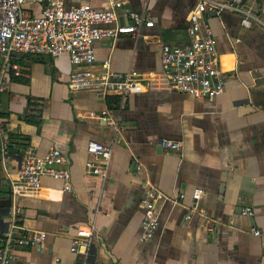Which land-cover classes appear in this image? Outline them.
<instances>
[{
  "label": "crops",
  "instance_id": "crops-1",
  "mask_svg": "<svg viewBox=\"0 0 264 264\" xmlns=\"http://www.w3.org/2000/svg\"><path fill=\"white\" fill-rule=\"evenodd\" d=\"M111 1L65 3L103 9ZM195 2L125 0L116 10L115 24L129 21V12H144L153 21L139 37L122 34L94 43L97 62L108 59L115 71L134 69L150 77L145 91L116 105L69 88L74 67L66 54H14L18 75L10 68L0 87V196L11 199L9 214L0 208V238L11 233V264H264V0H243L249 27L231 11L204 14L226 73L223 93L212 99L169 90L162 71L161 47L187 43V15ZM77 110H105L119 133L106 120H79ZM12 134L18 136L12 147L65 153L71 190L43 178L37 195L12 194L19 155L2 154ZM162 137L180 141L181 148L161 147ZM90 140L112 145L104 179L85 170ZM149 184L185 197L179 204L156 203L157 232L140 240V199ZM196 188L204 191L198 206L207 216L193 213L185 220ZM245 207L252 216L242 213ZM89 224L93 242L85 258L71 251V243L76 229ZM34 231L46 234L40 245L17 244Z\"/></svg>",
  "mask_w": 264,
  "mask_h": 264
},
{
  "label": "built area",
  "instance_id": "built-area-1",
  "mask_svg": "<svg viewBox=\"0 0 264 264\" xmlns=\"http://www.w3.org/2000/svg\"><path fill=\"white\" fill-rule=\"evenodd\" d=\"M0 0V87L5 82L9 69L18 75L17 65L12 64L14 54L60 55L66 54L74 67L69 76L68 86L75 91H90L98 97L116 96L119 103L129 94L145 91L150 82L147 74L134 69L115 71L108 59L97 62L94 43L103 39H115L122 34L139 37L143 27H152L153 21L144 12H129V21L116 23V10L123 7L125 0H112L107 8H98L90 3L68 7L65 0ZM36 6V7H35ZM231 11L240 15V23L249 27L251 21L244 8L243 0H196L187 15L188 41L184 45L164 43L161 47L162 71L168 80L169 90L186 93L199 99H212L223 93L226 73L222 68L216 41L205 13ZM79 120L100 123L106 120V111L77 110ZM116 133L118 122L107 119ZM160 146L168 150H178L181 142L167 137L160 139ZM112 145L95 140L86 144L88 155L85 161L87 174L106 178L112 155ZM7 145H2L6 155ZM50 178L62 182V191L69 192V158L61 150L50 148L38 154L32 146H27L21 156L15 177L11 179L10 191L19 196H35L42 187V179ZM202 188L191 193L192 205L186 207L185 220L193 213L206 217V211L198 206L203 195ZM184 193L167 195L149 184L145 189L140 206L143 210L140 240L152 239L159 227L155 205L160 201L179 204ZM244 215L252 216V209H242ZM94 225L78 227L71 243V251L88 257L92 248ZM255 235L258 230H253ZM10 232H5L0 246V264H11L13 256L9 252ZM43 231H34L28 237L17 238L19 246L40 245L45 240ZM93 264H106L96 261Z\"/></svg>",
  "mask_w": 264,
  "mask_h": 264
},
{
  "label": "water",
  "instance_id": "water-1",
  "mask_svg": "<svg viewBox=\"0 0 264 264\" xmlns=\"http://www.w3.org/2000/svg\"><path fill=\"white\" fill-rule=\"evenodd\" d=\"M43 3L46 4L47 1L45 0ZM19 54L22 55V53H19ZM7 152L8 153L18 154L19 155V162H20L21 156H22L24 150L16 148V147H12L11 145H8ZM220 191H222V186H221ZM5 193H8V190H6ZM10 207H11V199L9 197L5 196V195L0 196V208H4L5 209V214L6 215L9 214Z\"/></svg>",
  "mask_w": 264,
  "mask_h": 264
},
{
  "label": "trees",
  "instance_id": "trees-1",
  "mask_svg": "<svg viewBox=\"0 0 264 264\" xmlns=\"http://www.w3.org/2000/svg\"><path fill=\"white\" fill-rule=\"evenodd\" d=\"M107 99H108V104L109 105H111L112 103H114L116 105L119 102V100H118V98L116 96H108ZM0 116H4V114L0 113ZM17 138H18V136L15 135V134L10 135L9 136V144L8 145H10V143H12V142L14 143L17 140Z\"/></svg>",
  "mask_w": 264,
  "mask_h": 264
},
{
  "label": "rangeland",
  "instance_id": "rangeland-1",
  "mask_svg": "<svg viewBox=\"0 0 264 264\" xmlns=\"http://www.w3.org/2000/svg\"><path fill=\"white\" fill-rule=\"evenodd\" d=\"M1 61H2V60H1V58H0V64H1Z\"/></svg>",
  "mask_w": 264,
  "mask_h": 264
}]
</instances>
